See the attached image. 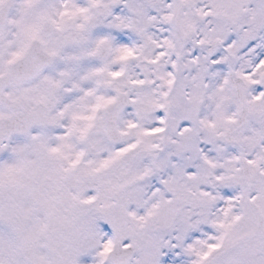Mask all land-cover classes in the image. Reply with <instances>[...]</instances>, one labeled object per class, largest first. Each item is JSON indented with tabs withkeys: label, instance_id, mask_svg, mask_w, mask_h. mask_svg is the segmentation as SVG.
Returning a JSON list of instances; mask_svg holds the SVG:
<instances>
[{
	"label": "snow or ice",
	"instance_id": "6c2138e0",
	"mask_svg": "<svg viewBox=\"0 0 264 264\" xmlns=\"http://www.w3.org/2000/svg\"><path fill=\"white\" fill-rule=\"evenodd\" d=\"M0 264H264V0H0Z\"/></svg>",
	"mask_w": 264,
	"mask_h": 264
}]
</instances>
